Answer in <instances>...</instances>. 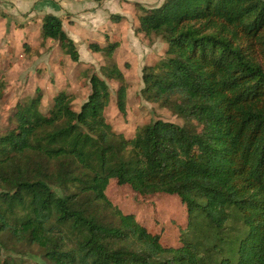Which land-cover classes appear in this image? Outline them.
Here are the masks:
<instances>
[{
  "label": "trees",
  "instance_id": "1",
  "mask_svg": "<svg viewBox=\"0 0 264 264\" xmlns=\"http://www.w3.org/2000/svg\"><path fill=\"white\" fill-rule=\"evenodd\" d=\"M141 9L137 31L167 43L143 67L142 96L187 123L156 119L132 138L116 131L108 80L119 83L123 116L128 98L113 62L119 43L108 35L105 46L91 43L109 62L89 76L80 108L61 91L44 114L39 90L0 136V242L36 245L52 264H264V0ZM42 34L80 61L60 17L45 14ZM111 180L179 197L188 213L182 245H164L113 203Z\"/></svg>",
  "mask_w": 264,
  "mask_h": 264
},
{
  "label": "rangeland",
  "instance_id": "2",
  "mask_svg": "<svg viewBox=\"0 0 264 264\" xmlns=\"http://www.w3.org/2000/svg\"><path fill=\"white\" fill-rule=\"evenodd\" d=\"M77 1L80 4L76 9L77 32H81V26L88 21L87 17L93 16L94 28L89 38L100 41V33L112 32L116 27L113 23L120 25L122 40H127L134 32L136 19L142 12L141 6L157 7L165 0H104L101 4L93 5H86L85 0ZM39 2L0 0V136L16 127L18 107L35 97L39 90L43 96L40 109L44 114L49 113L54 97L61 91L73 96L74 108L78 110L91 92L89 76L99 72L101 66L109 62L91 49L88 51L85 43V48L82 44L77 45L81 59L75 62L63 52L58 41L45 38L39 22L45 8L39 6ZM112 12L125 13L129 17L128 22L120 15L113 18L114 22L108 20ZM116 31L120 36L118 29ZM78 38L80 42L83 39L80 34ZM149 40L151 43L163 41L156 35ZM162 43L167 46L166 42ZM136 52H131L128 45H124L113 59L125 73L128 82L127 115L123 116L117 107L119 83L108 80L111 99L106 109L107 120L116 131L128 138L134 137L137 129L156 119L185 125L187 122L184 118L172 110L143 98L142 70L151 57L145 54L138 57ZM107 194L124 213L134 214L148 230L159 234L164 245H182L181 234L187 227L188 213L179 197L165 193L143 196L129 185H119L116 180H111ZM0 264L52 263L38 246L5 239L3 243L0 242Z\"/></svg>",
  "mask_w": 264,
  "mask_h": 264
},
{
  "label": "crops",
  "instance_id": "3",
  "mask_svg": "<svg viewBox=\"0 0 264 264\" xmlns=\"http://www.w3.org/2000/svg\"><path fill=\"white\" fill-rule=\"evenodd\" d=\"M38 1H40L38 5L41 6L42 8H45V10L41 12V17L39 19L40 28L42 29L43 16L47 13L54 14L62 19L64 29L74 39L76 44L77 45L82 44L84 48L86 45V49H88V51L90 50L89 45L91 43H98L102 46L107 45L108 39L106 36L108 35L111 41H116L119 43V46L115 50L113 59L116 56L118 49L124 47V45H128V48H130L131 52H135L137 50L136 56L139 57V54H142V55L145 54L147 57H151L150 58L151 60L149 59L148 63L145 64V65H151L157 62L167 49V46H165V44L162 43L163 41H154L153 43H151L149 40L150 39L149 37H147L144 33L137 31V28L139 27V17L136 19L135 29H134L133 34H130L131 36L130 37L128 36L129 38L127 40H125L124 38L122 40V37H121L122 30L120 28V25L113 23V25L116 26L114 29L112 28L113 31L109 33H104V34L100 33V41H95L94 38H89V36L92 35V31L94 28V19H93L94 17L93 16L87 17L88 21L83 23L85 24L84 26H81V32H77L78 28H75L76 25H79L77 23L78 17L76 16V12L78 10L76 9H78L80 4L78 3L77 0H51V1L49 0V2L48 0H33V3L38 2ZM85 1H86V5H93V3L101 4L104 0H102L101 2H95L91 0H85ZM33 14H36V12H33ZM112 15H116V16L120 15L121 17H123L124 21L126 20L128 22L129 17L125 13L119 14V12H112L109 15L108 20H111L112 22H114L113 19L111 18ZM95 24L98 25V23H95ZM99 26H101L100 23H99ZM116 29H118L119 34H121L120 36L118 35V32L116 31ZM79 34L82 35L83 37V39H81V42L78 40ZM83 40H85V42H83ZM140 45H141V48L139 47ZM160 46H162L161 50L159 49ZM94 53L102 55L101 53H98V52H94ZM152 55L155 58L152 57Z\"/></svg>",
  "mask_w": 264,
  "mask_h": 264
}]
</instances>
